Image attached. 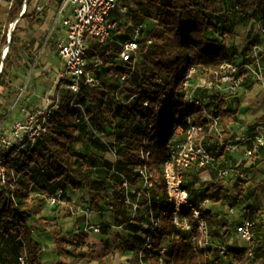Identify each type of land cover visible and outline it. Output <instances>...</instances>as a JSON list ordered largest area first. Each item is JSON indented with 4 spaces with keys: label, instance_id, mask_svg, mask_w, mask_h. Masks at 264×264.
Returning <instances> with one entry per match:
<instances>
[{
    "label": "rangeland",
    "instance_id": "rangeland-1",
    "mask_svg": "<svg viewBox=\"0 0 264 264\" xmlns=\"http://www.w3.org/2000/svg\"><path fill=\"white\" fill-rule=\"evenodd\" d=\"M12 1L0 0V73L4 69L2 62L6 53L13 63L12 68L5 71L4 86L3 84L0 85V120L3 119V108L6 106V101L3 99L10 100L7 98L13 93L12 89L17 84L19 72H23L27 68L23 56L26 53L32 56L29 53L31 51L36 54L34 56L35 64L39 63L38 54L47 31L48 17L52 15L60 3V0H31L26 8L28 9L26 17L20 19L15 26L6 27L7 14ZM239 2L240 0H222V20L228 19V23L226 25L223 23L216 35L209 32L208 34L216 40L226 41L234 61L243 60L245 63H252L255 66L256 64H253L251 57V50L255 44L263 43V41L260 42L261 30L258 24L244 19ZM126 5L129 7L128 14H114V18H117L121 25L114 39L120 43L127 40L135 29L130 21L131 16L136 14V18L140 19L141 12H149L151 8L149 0H127ZM237 19H240L239 23L235 21ZM144 24H147L149 28H153L155 25L149 20H146ZM226 31L229 32L228 35H224V33L227 34ZM14 32L16 43L9 50L8 46L1 44L2 38L6 33L9 42ZM105 51L103 49L99 51L103 70L100 74L95 73L96 78L102 84V88L84 90L80 96L82 103L79 104L86 111H91L89 121L81 120L80 123H77L73 114H70L69 120L72 122L71 124L77 126L76 137L78 141L75 144L74 156L79 160V164L85 163L88 173L92 176L93 188L102 196H106L107 200L101 201L96 194L92 196L87 190L79 191L80 193L76 196L77 193L74 195L71 189L64 188L60 182L47 185L43 180H40L31 185L33 196L27 201L28 208H32L33 211H45V217L39 220L42 226L41 230L50 232L54 238L67 240V238L70 239L71 236H77L79 233L87 234L88 238L81 245L68 241V244L63 246L61 256L65 264H151L150 259L153 257V253L146 247L148 239L146 232L152 223V216L146 208L144 197L140 195L139 190L131 188L128 193L131 203L138 201L142 205L137 215L138 219L128 224L117 225L112 212L113 203L116 204L113 200V187L116 184H121L125 178L128 179L127 174L130 171V166L126 164L124 156L118 151L124 148V145L113 148L115 137L120 134L126 135L127 131L134 130L139 123L138 117L134 114L127 119L122 111L117 116L115 107H119L123 103H127L130 108L136 105L133 91L139 76L136 72L132 74L129 82L121 89L119 77L114 71L109 72L112 64H119L120 62L114 55L106 57ZM42 60L45 62L43 58ZM105 60L108 61L105 63ZM39 67L41 74L36 85L47 87L50 85L52 77L54 79L55 73L48 74V71H43L44 67L41 60ZM262 70L264 72V62H262ZM60 94H69L64 85L61 86ZM1 101L4 103L1 104ZM226 107L236 114L237 124L241 126L240 128L247 129L248 136L260 138L264 142V81L252 85L251 88L241 94L230 97V100L226 102ZM173 120V114H170L166 119L167 136L170 134ZM239 131L238 137L241 135V130ZM213 137L216 143L221 142V148L222 145L227 144L224 140L219 142L216 136ZM232 145H237V151L226 149L222 152L221 149L211 145L210 151L216 157L215 164L202 169L193 168L187 172L190 177L193 173H201L202 178L207 177L206 180H211L213 177L214 182L224 181L226 192L229 195V203H226L225 206L212 203L204 205L203 197L207 194L206 190L202 187L197 189L189 179L187 184L195 189L193 202L203 209L205 208L206 211L210 210L209 220L213 229L219 224L220 228H225L226 234L231 237V232L234 233L239 224L250 220L254 224V240L264 242V145L258 154L248 160L246 159V151L252 148V142L239 141ZM221 153L222 155L219 156ZM235 154L238 155L237 160L233 158ZM224 155L225 160H220ZM241 161V174H236L234 173V165ZM225 170L231 171L230 177L222 175ZM204 172L207 173L206 176ZM198 174L195 175V178L198 177ZM23 179L24 175L21 176V181ZM197 181H199L198 178ZM101 185L106 186V189H103ZM59 190L65 192L66 202L57 210L48 206L43 198L37 197V194L49 195ZM67 191L69 192L67 193ZM226 207L238 210V214L236 213L234 216L237 217L229 216ZM123 208L128 214L130 213L128 203L125 202ZM33 222L34 219L28 222L30 226H33L32 229L39 225L37 223L34 225ZM95 224L103 225L99 234H95L91 230L90 233L85 232V228ZM3 236H5L3 238L5 242L12 241V244L15 243V240L9 235ZM188 241L190 242V239ZM235 245L239 248L252 247L251 243L243 240H237L231 246ZM14 248L19 253V247L15 245ZM250 258L249 264H264V258L257 255L253 250ZM10 260L8 254L5 261L0 260V264H10Z\"/></svg>",
    "mask_w": 264,
    "mask_h": 264
},
{
    "label": "trees",
    "instance_id": "trees-1",
    "mask_svg": "<svg viewBox=\"0 0 264 264\" xmlns=\"http://www.w3.org/2000/svg\"><path fill=\"white\" fill-rule=\"evenodd\" d=\"M30 1H12L7 14L6 27L26 17L28 9L25 11L24 9L29 6ZM221 3L222 0H149L151 5L149 12L142 11L140 19L136 18V14L130 18L134 28L144 24L146 20L155 24L153 28H149L145 24L146 37L140 41L139 54L134 60V68L120 60L121 49L116 43H110L103 48L95 47L92 52V56L99 57V51L103 49L106 50L104 54L106 57L114 55L118 58L120 63L112 64L109 70V72L114 71L118 77L121 74L132 75L135 72L139 76L133 91L136 105L130 108L127 103H123L119 107H115L117 116L122 111L127 119L134 114L138 117L139 123L134 130L127 131L126 135H116L113 148L124 145V148L118 151L124 156L126 164L130 166L127 177L131 188L140 190L141 185L139 176L134 172L135 167L146 164L154 172L155 192L152 199L158 200V203L153 200L149 202L144 197V204L150 211L152 219L160 217L162 209L167 208V214L160 218L161 232L151 236L152 249L150 251L153 253V257L150 259L151 264H222L219 254L212 258L207 257L206 251L188 241L190 239L188 234L178 233L179 236L176 238L177 233L172 223L173 208L166 202L165 185L162 178V165L168 158L169 141L172 137L175 117L178 112L185 111L179 71L190 66L218 69L225 62H237L233 60L225 40H216L208 34L209 32L216 35L223 23L225 25L228 23V19L222 20ZM239 6L246 21L253 20L264 26V0H240ZM115 19L119 22L117 18ZM120 27L119 24L116 32H119ZM116 32H114L113 39ZM228 34L229 32L224 33V35ZM115 42L118 41L115 40ZM15 43V32L9 42L5 33L1 44L8 46L10 50ZM107 61L105 60V63ZM2 65L4 69L0 73V85L5 83V71L13 66L10 56L7 55ZM84 90H88V88ZM80 96L77 102L81 104ZM70 100V94L62 95V107L53 115L50 132L39 140L30 155L26 156L21 164L22 170L19 171L24 172V179L18 183L14 192L19 205L17 211L22 231L11 233L7 229L6 211L8 196L12 191H4L0 188V235H9L14 239V244L19 247L20 253L25 250L28 264H42L40 261L41 247L33 239L32 229L28 224L31 219L40 214V210L33 211L32 208H28L27 201L32 197V183L43 180L45 184L53 185L60 182L66 189L87 190L92 196L96 194L101 201L107 200L106 196H102L93 188L92 176L88 173L85 163L79 164V160L74 156L75 144L78 141L77 126L71 124L69 116L73 114L76 121L77 117L81 116V111L78 108H73ZM227 100V98L219 99L207 108L209 112L215 111L221 117L226 133L222 138L216 139L219 142L224 140L227 143L221 148V142L216 143L213 136L206 134L204 143L209 150L211 145H214L223 152L230 145L229 127L236 124L238 120L236 114L227 109ZM147 102L149 106L145 107L144 104ZM204 113L199 108L189 110V114L194 116L195 123L199 125L206 124ZM87 114L89 116L91 111L88 110ZM170 114L174 115V120L170 134L167 136L166 119ZM146 154H149L148 157ZM221 155L222 153L219 156ZM11 160H16V158ZM255 167L257 168V166ZM40 171H43L44 174L38 178L37 173ZM188 178L186 173L184 187L191 196L194 194V190L187 184ZM101 186L106 189V186ZM203 189L207 193L203 199L208 198L210 203L224 205L229 202V195L223 181L208 183ZM113 191V200L116 202L112 207L115 224H128L138 219L137 216L132 218L131 213L128 214L123 208L126 202V190L122 183L116 184ZM141 207L140 204V209ZM232 207H234L233 204ZM203 215L210 224V212L203 209ZM146 234L149 236V229ZM211 235L217 244H224L228 248L230 264H249L251 261L249 253L252 250L264 258V242L260 240L253 239L251 248H235L217 241V239L221 241L227 238L228 234H221L220 230L211 228ZM87 238V234L79 233L77 236H71L69 241L81 245ZM55 242L58 252L61 254L63 246L67 245L68 241L56 238ZM163 243L169 244V250L163 258V262H160L158 252Z\"/></svg>",
    "mask_w": 264,
    "mask_h": 264
},
{
    "label": "built area",
    "instance_id": "built-area-1",
    "mask_svg": "<svg viewBox=\"0 0 264 264\" xmlns=\"http://www.w3.org/2000/svg\"><path fill=\"white\" fill-rule=\"evenodd\" d=\"M127 0H61L56 11L51 32L57 27L61 28L62 35L58 41V56L62 62V69L59 73V84L64 85L71 97V106L81 111L82 117H77L76 122L81 120L89 121L87 111L77 102L84 89H100L101 82L95 76L103 70V64L99 57L92 56L95 47L103 48L110 43L120 46L119 58L123 63H128L134 68V60L138 56L140 41L146 37V25L136 27L131 37L124 42H115L114 32L117 31L119 22L114 14H128L129 7ZM26 10V7L24 11ZM13 26L16 23L11 24ZM261 34L264 39V26L261 27ZM49 40L47 38L46 42ZM252 63L225 62L218 69H209L203 66H190L179 71L181 77V89L185 111L177 113L173 125L172 137L169 141L168 158L162 165V178L165 185L166 202L173 208L172 223L178 233H186L190 236V242L197 245L201 250L206 251V256L212 258L219 254L222 264H230V255L225 245L217 244L211 235V227L207 218L203 215V208L195 204L188 190L184 187V177L193 168H206L215 164L216 157L205 145V135L222 138L226 133L222 125L221 117L214 112L208 111V106L223 98H229L248 90L254 83L264 81L262 62L264 60V44H256L252 47ZM7 58V53L4 60ZM33 68H30L23 85L14 99L10 108L12 112L17 105L21 104L24 95L28 91ZM131 75L121 74L119 84L122 89L129 82ZM148 107V102L144 104ZM62 94H47L42 102L33 109L21 104L20 115L11 123L7 118L0 120V188L1 190L12 191L8 196L7 206V229L11 233L22 231L17 209L19 208L15 196V188L21 181L24 174L21 164L26 156L30 155L39 140L50 132L53 115L61 110ZM193 108L202 109L205 125L195 123L193 115L189 110ZM241 135L238 137L230 132L229 151H237L239 141L252 142V148L246 151V159L258 154L264 145L260 138L247 135L246 128H239ZM240 132V131H239ZM234 142V143H233ZM149 154H146L148 157ZM16 158V160H11ZM147 161V160H144ZM242 161L234 165V173L241 174ZM139 176L141 185L139 193L149 202L155 192L154 172L142 164L134 168ZM43 171L37 173L40 178ZM224 177H230L231 171L222 172ZM126 190V203L130 206L132 218H135L140 211L138 201L130 202L128 193L131 189L129 181L125 178L122 182ZM33 196V194H32ZM45 200L48 206L56 210L66 202V195L63 190L54 194H37ZM155 202L158 203V200ZM210 203L208 198L204 199V205ZM151 204V203H150ZM238 210L229 208V214L235 216ZM167 214V208L162 209L160 217L152 219L148 229L150 234L146 247L152 249L151 236L161 232L160 218ZM103 225H92L85 228L86 233L90 230L99 234ZM254 224L250 220L242 222L232 233L231 244L237 240L251 243L254 239ZM230 245V244H229ZM169 244L163 243L158 254L160 262L167 255ZM252 255V251L249 256ZM15 264H28L25 250L17 257Z\"/></svg>",
    "mask_w": 264,
    "mask_h": 264
},
{
    "label": "crops",
    "instance_id": "crops-1",
    "mask_svg": "<svg viewBox=\"0 0 264 264\" xmlns=\"http://www.w3.org/2000/svg\"><path fill=\"white\" fill-rule=\"evenodd\" d=\"M60 4H61V0H60V3L58 5V7L55 9V11L52 13V15H49V17H48L47 31H46V33L44 35V39H43V42L41 44L40 52L38 54V57L40 58L39 59V63L36 64V66H35V68L33 70L31 81H30V84H29V87H28V91L24 95V97L22 99V102H21V104H23V105L26 104L28 109H33L36 105L40 104L47 94H52L53 95L55 93H60V89H61L62 85L60 86V84H59V73H60V71L62 69V62H61V60H60V58L58 56V41H59V39H60V37L62 35V30H61V28H57L56 27L51 32V27L53 25V20H54L56 11L59 8ZM235 21H237V23H239L240 19H237ZM251 22L255 23V24H258V26H259V28L261 30L262 25L260 23L255 22L253 20H251ZM245 23H246V21H245ZM260 34H261V32H260ZM260 36H261V41L260 42L263 41L262 44H264V39L262 37V34ZM48 37H49V40L46 42ZM30 52L31 51H29V53ZM30 54L32 56H30L28 53H26L23 56V61H24V63L27 64V68H25V71L19 72V78H18V81L16 82L17 84H15L14 88L12 89L13 93H12L11 96H9V98H7L8 100L9 99L10 100L7 101V100L3 99V101H6L5 102L6 106L3 108V110H4L3 118H7V122L8 123H11L13 121V119H15L16 117H18L20 115L19 113H20L21 104L17 105V107L12 112H10V108H11L13 102H14V99H15L18 91H19V88L23 85V83L25 81V77L27 76L28 71L30 70V68L34 67V64H35L34 56L36 54H33L32 52ZM42 58L44 59L45 62H43ZM40 60L42 61V65L44 67L43 71H48V74L49 73H53V72L55 73L54 79L52 77V79L50 81V85H48L47 87L46 86L44 87V86L36 85L38 77L41 74V73H39ZM237 62H244V61L243 60H239ZM263 62H264V60H263ZM252 85H254V83ZM251 86L249 88H251ZM228 100H230V97H229ZM3 101H1V104L4 103ZM240 127L241 126L236 123V124H234V125L229 127V131L230 132H234V134H237V133H239V128ZM225 155L222 156L220 158V160H225ZM233 158H234V160H237L238 159V155L235 154L233 156ZM197 174L198 173H193V175L191 177L189 176V178H188L191 181L192 185H195V187L197 189H199L201 187L203 188L208 183H215L214 180H213V177H211L212 178L211 180L210 179L206 180L207 177L202 178L203 176H202L201 173L198 174L197 178L199 179V181H197V178H195V175H197ZM204 175L206 176L207 173L204 172ZM224 186H225V182H224ZM193 190L195 191L194 188H193ZM68 192L69 191H67V193ZM72 192H74L73 193L74 195H76L75 193H77L76 196H78V193H80L79 191H74V190H72ZM69 195H70V193H69ZM193 195L194 194L191 195L192 200L194 199ZM226 203H229V202H226ZM226 203L224 205L223 204H221V205L225 206ZM226 208H227V211H228V215L231 216L229 214V207H226ZM207 211H210V210L208 209ZM44 213H45V211L40 212L38 217L33 218L34 219L33 223H35L34 225L39 224V225H37L35 227L36 229L35 228L32 229L33 226H30V224H29V226L32 229L33 239L41 247L40 261H41L42 264H62V263L65 264V262H63V257L61 256V254H59L57 246H56L55 240L58 237L54 238L51 235L50 232H46V231L41 230L42 226H41L39 220H41L42 218L45 217ZM231 217L236 218L237 216L236 217L231 216ZM221 219H222V217H221ZM63 221H65V220H63ZM33 223H32V225H33ZM43 223H45V222H43ZM95 225H98V224H95ZM210 226H211V224H210ZM213 230H217V231L220 230L221 234H226V231H227V230H225V228H220L219 224H217L216 227H214ZM232 233L233 232H231V234H230L231 236H232ZM4 237L5 236L0 235V260L1 261H5L7 256H8V254H9V257L11 259L10 260V262H11L10 264H15L16 261H17V257L20 254V251H19V253L17 252V249L14 248L15 244L11 243L12 241H10L8 243L5 242L4 239H3ZM230 238L231 237H229L227 235V238H225V239H223L221 241L218 240L217 238L216 239H217V241H219L222 244L224 242L225 244H228V245L230 244L229 246H231L233 244H231V239L232 238L231 239ZM67 241H69L68 238H67ZM237 245L232 246V247L238 248Z\"/></svg>",
    "mask_w": 264,
    "mask_h": 264
},
{
    "label": "water",
    "instance_id": "water-1",
    "mask_svg": "<svg viewBox=\"0 0 264 264\" xmlns=\"http://www.w3.org/2000/svg\"><path fill=\"white\" fill-rule=\"evenodd\" d=\"M12 36V35H11Z\"/></svg>",
    "mask_w": 264,
    "mask_h": 264
}]
</instances>
